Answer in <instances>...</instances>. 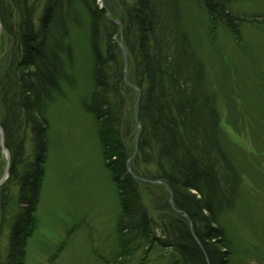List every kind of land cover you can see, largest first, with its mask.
<instances>
[{
	"label": "trees",
	"instance_id": "obj_1",
	"mask_svg": "<svg viewBox=\"0 0 264 264\" xmlns=\"http://www.w3.org/2000/svg\"><path fill=\"white\" fill-rule=\"evenodd\" d=\"M37 1L42 3L39 16L32 0H0L5 44L0 57V127L10 155L9 177L1 192L9 184L15 186L18 207L2 264H24L47 159L46 105L60 91L61 81H69L65 59H72L65 23L73 22L66 17L69 0ZM94 1L88 6L93 89L84 107L96 123L104 167L117 189V231L124 244L139 241L149 249H172L179 256L172 264H230L233 253L219 219L234 209L241 180L221 147L216 95L208 92L204 64L182 27L181 2L186 0L122 5L117 40L126 51L127 82L140 89L136 140V92L123 80L124 56L113 40L119 28L105 20ZM197 1L210 17V34L222 26L237 45L242 23L263 22L231 15L230 0ZM101 30L106 35L103 47ZM135 141L130 175L126 162ZM2 194L7 201L9 195Z\"/></svg>",
	"mask_w": 264,
	"mask_h": 264
},
{
	"label": "rangeland",
	"instance_id": "obj_2",
	"mask_svg": "<svg viewBox=\"0 0 264 264\" xmlns=\"http://www.w3.org/2000/svg\"><path fill=\"white\" fill-rule=\"evenodd\" d=\"M32 1L39 16L42 3ZM125 1L95 0L93 7L113 23L122 16V5L133 0ZM90 3L69 0L66 17L73 18L65 21L72 50L71 62L65 59L69 81H61L60 91L46 105L47 159L24 264H172L179 260L172 249H149L139 241L124 244L117 231L121 210L117 189L104 167L96 123L84 107L93 89ZM105 9L114 13L111 20ZM228 10L240 19L263 20L240 25L243 51L222 26L210 34V17L197 0L181 2L182 27L204 64L207 90L216 95L221 147L241 180L234 209L219 219L233 253L230 264H264V0H230ZM101 31L103 47L106 35ZM30 148L27 144L26 156ZM6 165L0 149V180ZM9 166L10 155L8 177ZM8 177L0 185V264L7 259L10 223L18 212L17 188L9 184L1 192ZM3 192L9 195L7 201Z\"/></svg>",
	"mask_w": 264,
	"mask_h": 264
},
{
	"label": "water",
	"instance_id": "obj_3",
	"mask_svg": "<svg viewBox=\"0 0 264 264\" xmlns=\"http://www.w3.org/2000/svg\"><path fill=\"white\" fill-rule=\"evenodd\" d=\"M107 17H108V19H110V17H109L108 15H107ZM113 22L116 23V24H118L119 27L121 28L120 23H118V22H116V21H113ZM118 45H119L120 48L122 49L123 54H124V57H125L126 54H125V50H124V48L122 47V45H121L120 43H119ZM123 76H124V81H125V83H127V82H126V72L123 73ZM130 87H131V88H135L136 91H137V99H136L135 104H134L133 114H134V121H135L136 124H138V121H137V105H138V102H139V95H140V92H139V89H138V88L133 87V86H130ZM138 132H139V127L137 126L136 137H137ZM0 147H1V150L5 152V156H6V160H7V165H6L5 174H4L3 178L0 180V185H1L2 183L5 182V180H6L7 177H8V159H9V154H8V152H7V151L4 149V147H3V133H2L1 128H0ZM136 153H137V144H136V142H135L134 150H133V155H132L131 159L136 155ZM129 161H130V160H129ZM129 161L127 162V167H128V163H129ZM128 171H129V170H128ZM167 192H168V195H169V205H170L171 208H173V206H172V199H171V198H172V196H171V192H170L169 190H167ZM189 227H190V230H191V233H192V227H191V226H189Z\"/></svg>",
	"mask_w": 264,
	"mask_h": 264
}]
</instances>
